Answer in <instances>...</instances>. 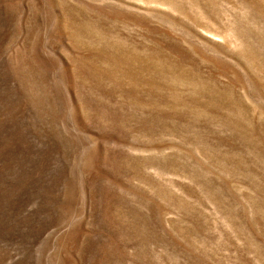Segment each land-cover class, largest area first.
Masks as SVG:
<instances>
[{"label": "rangeland", "instance_id": "1", "mask_svg": "<svg viewBox=\"0 0 264 264\" xmlns=\"http://www.w3.org/2000/svg\"><path fill=\"white\" fill-rule=\"evenodd\" d=\"M0 264H264V0H0Z\"/></svg>", "mask_w": 264, "mask_h": 264}]
</instances>
